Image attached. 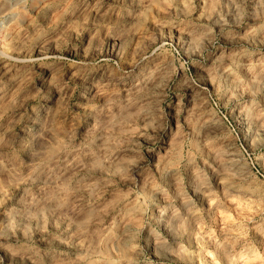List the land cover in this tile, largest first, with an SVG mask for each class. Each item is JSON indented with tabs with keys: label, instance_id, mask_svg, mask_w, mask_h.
Here are the masks:
<instances>
[{
	"label": "rangeland",
	"instance_id": "obj_1",
	"mask_svg": "<svg viewBox=\"0 0 264 264\" xmlns=\"http://www.w3.org/2000/svg\"><path fill=\"white\" fill-rule=\"evenodd\" d=\"M0 264H264V0H0Z\"/></svg>",
	"mask_w": 264,
	"mask_h": 264
}]
</instances>
